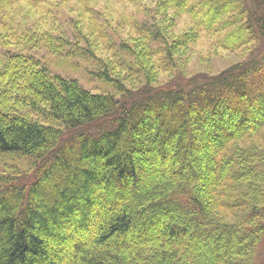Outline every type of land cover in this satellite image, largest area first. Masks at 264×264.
I'll return each mask as SVG.
<instances>
[{
    "label": "trees",
    "instance_id": "obj_1",
    "mask_svg": "<svg viewBox=\"0 0 264 264\" xmlns=\"http://www.w3.org/2000/svg\"><path fill=\"white\" fill-rule=\"evenodd\" d=\"M56 1L0 0V264H255L264 236V0H159L158 22L136 21L120 46L94 22L114 57L95 67L113 89L105 93L11 52L44 46L56 69L95 57L25 21ZM184 16L192 28L170 32ZM201 34L215 49L259 52L215 76L140 89L157 72L183 73ZM139 74L144 86L121 80Z\"/></svg>",
    "mask_w": 264,
    "mask_h": 264
},
{
    "label": "rangeland",
    "instance_id": "obj_2",
    "mask_svg": "<svg viewBox=\"0 0 264 264\" xmlns=\"http://www.w3.org/2000/svg\"><path fill=\"white\" fill-rule=\"evenodd\" d=\"M158 1L74 0L63 2L57 0L52 4L53 7L49 14L43 18H41L44 13L42 10H29L28 14L25 15V21L31 24V28H34L35 22H37L39 27H43L42 29L53 30L54 35L69 39L72 44L70 47L72 48H80L79 46L84 48L91 47L95 57H92L87 62H82L79 58L72 57L78 65L72 66L70 69H56L54 66L55 56L44 46L35 47L32 44L26 47L24 45L15 46L11 48V52H21L24 55L30 54L46 64L53 74L76 79L84 88L94 93L113 92L109 85L102 84L96 76L95 67L96 64L99 65V60H104L103 64L105 66H112L114 57H112L111 48L105 45L99 35L97 37L95 33H92V24L96 22L103 27L112 41L111 46H120L134 36V23L158 22V17L155 16V8ZM260 1L262 0H247V6H253L255 2ZM162 22L166 26L168 25L166 19L165 21L161 20ZM191 28L192 22L184 16L176 19L170 32L179 36ZM95 38H97V41L95 42V47H92ZM246 50L245 48L236 51H228L223 48L215 49L213 39L201 34L199 41L185 56L187 60L183 73L170 77V74L165 71L157 72V81L147 88L140 89L147 91L153 90V88L177 87L182 86L193 77L215 76L229 67L246 60L252 52L254 55L259 52V49H254V47L249 51ZM64 54L65 52H61V55ZM123 58L127 59V55H123ZM116 74L120 78L126 76L125 70L122 69L116 70ZM123 79L121 80L126 87H139L146 84L144 74ZM255 264H264V236L257 248Z\"/></svg>",
    "mask_w": 264,
    "mask_h": 264
}]
</instances>
